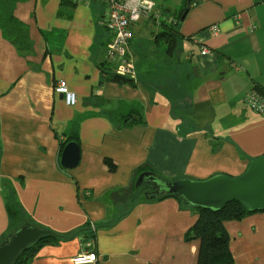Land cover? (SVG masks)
Instances as JSON below:
<instances>
[{
	"label": "crops",
	"instance_id": "0c3cea01",
	"mask_svg": "<svg viewBox=\"0 0 264 264\" xmlns=\"http://www.w3.org/2000/svg\"><path fill=\"white\" fill-rule=\"evenodd\" d=\"M169 14L156 8L132 27L131 82L113 78L97 2L15 0L25 51L0 25V243L13 228L8 198L23 222L72 236L40 246L31 264H74L91 239L93 264H198L200 240L187 233L199 209L148 200L137 179L239 177L264 155V115L245 103L264 88V0H194L179 29ZM61 79L76 105L55 93ZM73 134L81 159L68 170ZM225 226L235 264H264V212Z\"/></svg>",
	"mask_w": 264,
	"mask_h": 264
},
{
	"label": "water",
	"instance_id": "95a60500",
	"mask_svg": "<svg viewBox=\"0 0 264 264\" xmlns=\"http://www.w3.org/2000/svg\"><path fill=\"white\" fill-rule=\"evenodd\" d=\"M194 0H187L181 19L184 20ZM81 159L80 146L76 141L68 142L62 152L61 165L65 169L78 166ZM143 184L148 200L162 195L176 196L189 208L220 211L233 201L239 202L250 212L264 211V155L251 159L247 170L239 177L215 175L206 180L180 178L168 181L151 171L143 172L136 186ZM51 231L36 225H21L0 243V264H14L21 253L41 241Z\"/></svg>",
	"mask_w": 264,
	"mask_h": 264
},
{
	"label": "trees",
	"instance_id": "16d2710c",
	"mask_svg": "<svg viewBox=\"0 0 264 264\" xmlns=\"http://www.w3.org/2000/svg\"><path fill=\"white\" fill-rule=\"evenodd\" d=\"M72 1L73 0H66ZM15 0H0V25L3 30L8 32L10 38H12L13 43L17 46L18 50L25 51L30 49V46L26 43H23L19 37L16 35V28L19 25V22L12 15V7ZM185 4L182 8L179 18L176 20V25L181 21L186 7L187 0H184ZM194 2V1H193ZM193 4V3H192ZM192 6V5H191ZM176 30L173 27H170L168 31L162 32V36L166 38L168 48L171 50L174 49L176 43ZM138 67V65H137ZM114 80L120 82H131L130 78L122 77L114 73ZM254 90L259 92L264 96V88L255 85ZM77 134L71 135L68 140L64 143V147L68 142L76 141ZM78 143V142H77ZM106 163L111 169H114L115 165L110 161L106 160ZM145 184L140 186L138 189L144 187ZM143 189V188H142ZM144 190V189H143ZM166 197H176L171 195H162L159 198ZM178 198V197H176ZM181 200L180 198H178ZM182 202V200H181ZM183 203V202H182ZM184 204V203H183ZM199 209V218L196 223L187 233L189 239H199V254H198V264H235L231 249H230V235L226 229L225 223L232 220H240L246 215L256 213L246 210L239 202L233 201L227 204L220 211H213L209 209ZM7 211L13 222V228L5 238V240L10 236L21 225H34L30 222H23V211L18 203L12 201L11 198L7 200ZM264 212V211H260ZM72 236H64L50 232L46 237L41 241L30 246L26 251L20 254L14 264H31V261L34 257L36 250L46 244L54 243L58 239H69Z\"/></svg>",
	"mask_w": 264,
	"mask_h": 264
},
{
	"label": "built area",
	"instance_id": "2783aa9c",
	"mask_svg": "<svg viewBox=\"0 0 264 264\" xmlns=\"http://www.w3.org/2000/svg\"><path fill=\"white\" fill-rule=\"evenodd\" d=\"M79 2L80 0H73ZM102 6V26L111 34L107 44V60L115 65V73L122 77L135 79L137 75V62L131 50L133 39L132 27L141 22L145 17L154 13L157 4L154 0H91ZM211 30L218 33V28ZM203 55L211 52L204 48ZM56 94L63 96L69 106L76 105L78 98L67 82L58 80L54 85ZM246 105L253 111L264 115V96L256 90L251 91L245 100ZM98 261L94 239L84 244V248L73 259L74 264H93Z\"/></svg>",
	"mask_w": 264,
	"mask_h": 264
},
{
	"label": "rangeland",
	"instance_id": "374dc122",
	"mask_svg": "<svg viewBox=\"0 0 264 264\" xmlns=\"http://www.w3.org/2000/svg\"><path fill=\"white\" fill-rule=\"evenodd\" d=\"M154 1L158 5L157 8L159 11L162 9L165 10L167 8L170 10L169 15L176 17L177 19L185 4L184 0H154ZM154 13H156V11ZM179 24L175 25L174 28L179 29L180 26Z\"/></svg>",
	"mask_w": 264,
	"mask_h": 264
}]
</instances>
